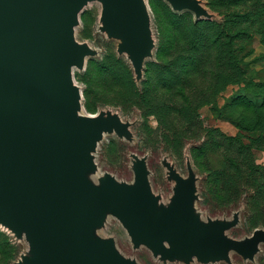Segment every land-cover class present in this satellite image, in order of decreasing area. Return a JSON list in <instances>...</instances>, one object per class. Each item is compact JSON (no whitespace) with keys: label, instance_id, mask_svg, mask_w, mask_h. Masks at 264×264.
<instances>
[{"label":"water","instance_id":"1","mask_svg":"<svg viewBox=\"0 0 264 264\" xmlns=\"http://www.w3.org/2000/svg\"><path fill=\"white\" fill-rule=\"evenodd\" d=\"M91 0H0V225L29 249L15 264H136L112 239L96 240L92 224L116 215L136 246L164 259H223L229 249L252 259L264 242L257 228L244 241L223 234L227 224H202L192 214L195 179L177 181L172 204L148 190L143 158L134 164V185L107 173L101 185L83 176L95 167L93 150L105 131L126 132L118 116H84L75 67L92 53L75 38L78 14ZM110 36L122 38L137 75L150 55V15L144 0H100ZM174 10L207 17L198 0H168ZM212 258V259H213Z\"/></svg>","mask_w":264,"mask_h":264},{"label":"rangeland","instance_id":"2","mask_svg":"<svg viewBox=\"0 0 264 264\" xmlns=\"http://www.w3.org/2000/svg\"><path fill=\"white\" fill-rule=\"evenodd\" d=\"M144 1L150 15L149 30L154 47L144 60L141 75L135 73L128 54L119 52V45L123 42L122 38L110 36L107 32L102 21L103 3L100 0L89 1L78 14V21L74 28L75 38L78 43L86 44L93 50L85 56L84 67H75L72 73L73 83L81 89L82 93L81 108L78 112L84 116L99 114L118 116L128 129L126 132H118L114 129L103 133L93 150L95 167L91 171H85L83 176L89 183L100 186L101 180L109 173L117 183L132 186L135 183L134 164L137 158H143L149 171L148 190L160 197V204H163L165 208L172 204L176 194L177 181L173 173L184 179L193 177L196 198L192 201V214L202 224H209L212 221L227 224L223 234L228 238L244 241L252 235L255 229H264V215H252L248 212L244 196L230 206H221L218 200L219 195L209 190L205 180L207 174L194 159L202 158L203 151H200L198 147L209 136V146L219 166L224 167L226 164L229 166L231 163L229 159L235 156L237 145V141L230 140L229 137L237 136L242 132L244 142L250 144L254 151V165L264 170V148L257 149V143L249 139L252 134L240 128V113L243 108L230 105L233 97L245 93L244 85L228 86L215 98L213 103L200 108L199 114L203 125L201 138L186 140L182 147L171 148L161 137L155 116L143 115L136 106L126 107L113 103L115 101L110 97V92H114L115 84L104 89L96 83L94 78L96 67L99 63L113 59L112 63L117 66L119 77L125 75L123 67L118 65L122 62L130 69L135 87H141L146 65L156 59L160 30L169 28L167 11L190 12L197 19L195 13L189 9L174 10L168 0ZM198 1L206 10L209 19L219 21L222 19L223 16L219 12L210 8L209 0ZM257 1L264 2V0H256L254 3ZM235 2L232 1L233 4ZM216 8L222 10V8L229 7L218 6ZM230 8L243 7L234 5ZM240 44L241 54L248 63L249 76L257 81H264V37L258 31L253 30L250 39L242 40ZM121 88L125 90L127 85H121ZM84 90H88L89 99L86 98ZM251 96L255 101L260 100L256 96ZM86 102L91 106V110L86 107ZM219 130L225 136L221 135ZM0 231L10 237L14 249V253L10 251L5 255L0 254V264H15L20 256L28 251L29 244L25 239H18L1 225ZM91 233L98 241L112 239L116 251L124 259L134 261L136 264H264L263 241L258 244V249L252 259L244 258L234 249H229L227 257L219 260L210 257L208 261H204L198 256H193L189 262L182 256L164 259L161 255H155L146 244L136 246L122 221L108 211L103 224H92Z\"/></svg>","mask_w":264,"mask_h":264},{"label":"trees","instance_id":"3","mask_svg":"<svg viewBox=\"0 0 264 264\" xmlns=\"http://www.w3.org/2000/svg\"><path fill=\"white\" fill-rule=\"evenodd\" d=\"M255 1L209 0L210 8L223 16L220 21L167 11L169 28L160 30L156 59L146 65L141 87H135L130 69L122 62L117 64L125 75L119 77L113 59L96 67V83L104 89L115 84L110 92L113 103L136 106L143 115L155 116L160 135L171 148L201 138L200 108L213 103L228 86L243 84L245 93L233 97L230 105L243 108L240 128L252 134L249 139L257 143V149L264 148V81L249 76L240 44L250 39L253 30L264 37V2ZM234 5L243 8H230ZM218 6L229 8L219 10ZM121 85H127L126 91ZM84 92L89 99L88 90ZM86 107L92 109L88 102ZM241 133L229 137L237 141L229 166H219L209 136L198 147L202 158L194 159L207 174L209 190L219 195L221 206H230L244 196L248 212L264 215V170L254 165L252 146L244 142ZM10 251L14 253L10 237L0 231V254Z\"/></svg>","mask_w":264,"mask_h":264}]
</instances>
